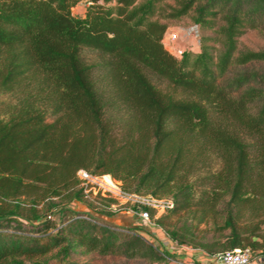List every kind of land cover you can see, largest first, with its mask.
Here are the masks:
<instances>
[{
  "label": "trees",
  "instance_id": "trees-1",
  "mask_svg": "<svg viewBox=\"0 0 264 264\" xmlns=\"http://www.w3.org/2000/svg\"><path fill=\"white\" fill-rule=\"evenodd\" d=\"M81 3L85 14L76 16ZM186 19L202 44L176 58L163 38ZM255 29L264 32V0H0V92L14 100L0 115V264L54 252L68 260L76 248L169 261L136 228L126 234L97 217L93 203L87 212L73 207L87 202L81 169L112 176L128 195L170 196L173 207L158 217L135 208L163 229L187 216L188 226L164 229L179 245L211 256L264 253V49L238 44ZM83 48L100 54L112 105L127 112L120 133L105 119ZM147 72L183 96L162 91ZM243 136L255 140L253 156ZM211 153L222 168L195 201L189 180ZM209 217L212 237L202 238L209 233L198 226Z\"/></svg>",
  "mask_w": 264,
  "mask_h": 264
},
{
  "label": "rangeland",
  "instance_id": "rangeland-1",
  "mask_svg": "<svg viewBox=\"0 0 264 264\" xmlns=\"http://www.w3.org/2000/svg\"><path fill=\"white\" fill-rule=\"evenodd\" d=\"M86 6L84 3L79 4L74 9V14L76 16H83L85 14ZM188 19L182 22H176L171 24L170 28L175 29L177 27H183L190 25ZM211 31L203 33V36L210 35ZM238 44L240 49H251V50H261L264 49V32L261 30H250L242 35L238 39ZM82 58L83 60L92 65L93 68V80L98 92L103 94V97L106 101V110H105V119L114 126V129L120 133L122 128L125 126L126 119L128 118L127 112L123 106L112 105V87L110 83V78L107 69L104 68L103 60L100 54L94 50L88 48L82 49ZM257 67L264 68V65ZM147 75L151 82L161 89L164 92L174 93L176 97L181 98L183 95L180 92H176L164 79L159 78L158 76L147 72ZM14 102L12 96L7 93L0 92V115L5 116V112L8 107ZM51 121L52 118L49 117ZM244 140L249 143L250 154L253 156L255 149L252 146L255 142L254 139L243 136ZM222 168V161L216 154H209L205 159L204 163L200 168H197L190 177V183L193 185L195 201H198L202 195L210 192L212 190V182L208 177ZM111 178L115 183L122 189V183L112 176ZM158 199V198H157ZM165 199V198H163ZM166 199H171L167 197ZM94 204L95 208H92L93 213L106 223L114 224L118 227L119 231L124 232L128 229H137L136 231L146 235V232L143 231L142 226L144 222L140 217V210L135 208V203H132L126 198L115 196L113 194H100V193H90L87 197V202H77L74 204V208L79 212H87L91 210L89 204ZM99 210H102L100 212ZM187 216H172L167 220V225L164 227L170 229H181L186 225L188 226ZM190 221V220H189ZM222 218H217L216 222L222 224ZM198 223V222H197ZM215 220L208 218L206 222L198 226V232L207 231L209 234H199L202 238L212 237V230L214 227ZM148 235H146L147 237ZM150 238V236H148ZM26 264H149L145 263L142 260H131L122 256H100L96 252H89L84 248H76L73 250L72 255L68 260H61L57 254L51 253L49 255L27 260ZM155 264H170V261L165 263H155Z\"/></svg>",
  "mask_w": 264,
  "mask_h": 264
},
{
  "label": "built area",
  "instance_id": "built-area-1",
  "mask_svg": "<svg viewBox=\"0 0 264 264\" xmlns=\"http://www.w3.org/2000/svg\"><path fill=\"white\" fill-rule=\"evenodd\" d=\"M164 47L176 58L182 57L186 52H196L202 44L201 29L194 24L188 26L169 28L163 38ZM80 186L88 197L90 193L113 194L123 197L135 204L147 205L156 212V217L166 213L173 207L171 199L141 198L125 194L122 189L113 181L110 175H92L81 169L77 173ZM140 217L144 222L142 229L146 232L130 230L126 234H140L146 241L152 244L159 251L170 254V264H264V253L255 252L251 248L235 249L217 255H209L201 249L187 245H179L173 241L164 229L151 219L148 211H141Z\"/></svg>",
  "mask_w": 264,
  "mask_h": 264
}]
</instances>
